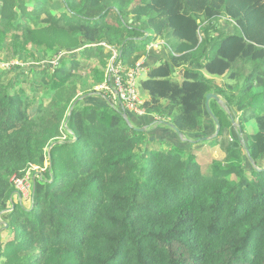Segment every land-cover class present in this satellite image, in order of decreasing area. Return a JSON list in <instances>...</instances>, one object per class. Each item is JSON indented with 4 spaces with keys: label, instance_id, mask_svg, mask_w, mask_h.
Wrapping results in <instances>:
<instances>
[{
    "label": "trees",
    "instance_id": "trees-1",
    "mask_svg": "<svg viewBox=\"0 0 264 264\" xmlns=\"http://www.w3.org/2000/svg\"><path fill=\"white\" fill-rule=\"evenodd\" d=\"M102 43L119 50L124 74L162 45L142 82L143 116L194 141L139 131L149 123L130 112L126 121L96 89L113 56ZM248 64L251 83L240 84ZM229 75L237 84L213 78ZM210 93L229 108L210 101L213 146L226 157L205 171L192 147L216 131ZM46 161L26 207L13 178ZM1 230L11 236L0 238V264H264V12L254 0H0Z\"/></svg>",
    "mask_w": 264,
    "mask_h": 264
},
{
    "label": "built area",
    "instance_id": "built-area-1",
    "mask_svg": "<svg viewBox=\"0 0 264 264\" xmlns=\"http://www.w3.org/2000/svg\"><path fill=\"white\" fill-rule=\"evenodd\" d=\"M102 45L111 50L113 52V56L107 70L108 80L96 89L112 95L111 98L113 103L118 104L122 110H126L136 116H143L145 113L142 105L144 104L145 99L139 95L137 83L139 76L146 72L143 60L139 61L134 68L124 74L122 72L121 62L116 61L119 56V50L116 47L107 45L106 43H102ZM159 46V43H152L149 48L153 49ZM47 167L48 162L46 161L42 170H45ZM31 177L28 174L26 177L21 179L16 177L13 178L14 184L18 189V193L23 200H30L31 194L33 193L31 181L36 176L34 175V177Z\"/></svg>",
    "mask_w": 264,
    "mask_h": 264
},
{
    "label": "rangeland",
    "instance_id": "rangeland-1",
    "mask_svg": "<svg viewBox=\"0 0 264 264\" xmlns=\"http://www.w3.org/2000/svg\"><path fill=\"white\" fill-rule=\"evenodd\" d=\"M254 2L257 4L258 8L264 12V0H254ZM237 45L236 47L237 48H241L243 46V43L242 42H239V40H237ZM136 44L138 46H141L142 45V42H136ZM160 45V44H159ZM162 45H160L159 47H155L153 48V50H155L156 52L159 50L158 48H160ZM149 50L151 48H148ZM14 63H17V61H15ZM162 61L158 62L157 64L158 65H161ZM246 70L244 71V69L242 70V76H241V82L240 84H250L251 82H247L246 80V83H244V79L248 77L249 73L251 72L252 73V68H251V65L248 64L246 65ZM207 75V74H206ZM208 77H211L210 75H207ZM147 78V74L144 72L141 76H139L138 80H137V83H138V92H139V95L143 98V99H146L148 100L149 99V94L146 90L143 89L142 87V82ZM213 78H216L217 81H220L218 84H223V83H228V84H233V83H236V81H233V79L229 76H221V77H213ZM170 79L178 84H182L183 81H184V78L182 77V75H179V72L177 73H174ZM255 83V82H254ZM118 106V104H116ZM119 107V106H118ZM229 109V108H228ZM236 122H238V119H235ZM245 131L248 133V135H251L253 133H255L257 131V124L255 121H250L248 123H245ZM236 134H238V132H236ZM228 134H225V136H227ZM230 139L232 140V138H235V136L233 134H230ZM213 137V136H212ZM222 141H224V139L222 138ZM226 142H229L228 139H226ZM202 143H207V145H204V146H201ZM217 141H216V138L213 137L212 140L210 141V139L208 141H203V142H200V146L201 147H196V146H193L192 147V150H193V154H195L196 158H197V161H199L203 166H204V169L205 171H207L209 169V166L210 164L212 163V161L214 159H217L218 157L216 156V158H212V155L213 153L211 152V148L213 149V145L216 144ZM219 160V159H218ZM49 164V163H48ZM32 170L30 171V173L32 174V172L35 173H40V171H44L42 170V168H40L39 165H32ZM29 174V173H28ZM32 174V175H34ZM24 205L26 207H29L31 205V201L30 200H24ZM11 236V233L10 232H3L2 230L0 231V238L3 240H8Z\"/></svg>",
    "mask_w": 264,
    "mask_h": 264
},
{
    "label": "crops",
    "instance_id": "crops-1",
    "mask_svg": "<svg viewBox=\"0 0 264 264\" xmlns=\"http://www.w3.org/2000/svg\"><path fill=\"white\" fill-rule=\"evenodd\" d=\"M227 27V26H226ZM159 50L156 52L152 48L149 50L148 57L143 60V64L145 68H148L151 65H156L161 58L166 56V52L162 50V47L158 48ZM106 97V96H105ZM133 118L136 119L138 122L142 123H149V129L151 132H153L154 135H156L158 138H164L165 140H176L177 136H175L174 132L170 128H157V125H154L157 121V117L154 116L153 118L150 116H136L134 114ZM235 132V130L233 129ZM236 133V132H235ZM233 134V132H231ZM207 145V143H202L201 146ZM200 145L198 147H201ZM184 147L189 148L187 144L184 145ZM214 148H211V152L213 153L212 158L223 160L226 157V152L222 149V147L218 144L216 146H213Z\"/></svg>",
    "mask_w": 264,
    "mask_h": 264
},
{
    "label": "water",
    "instance_id": "water-1",
    "mask_svg": "<svg viewBox=\"0 0 264 264\" xmlns=\"http://www.w3.org/2000/svg\"><path fill=\"white\" fill-rule=\"evenodd\" d=\"M183 72H184V70H181L180 72H179V74L180 75H183ZM90 94H86V95H84V96H82V97H80L78 100H80V99H84L85 97H87V96H89ZM211 99H216L222 106H224V108L226 109V110H229L228 109V106H227V104L222 100V98H220V96H218L217 94H215V93H210V94H208L207 95V98H206V107H207V110H208V113L210 114V116H211V118L214 120V122H215V124H216V131H215V133L213 134V135H211V136H204V137H201V138H199L198 140H197V142H203V141H208L209 139H211V138H213V137H215V136H217L218 134H219V132H220V129H221V125H220V122H219V119L215 116V114L212 112V110H211V108H210V101H211ZM111 105H113L112 103H111ZM72 110H73V107L71 108V112H72ZM70 112V113H71ZM123 115H124V117H125V119H126V121L129 123V124H131L132 125V123H131V120H130V118H129V115H128V112L126 111V110H123ZM162 124H165V125H167V126H169L171 129H173V130H175V132L179 135V137L181 138V140L182 141H194V140H190V139H188L187 137H185V135L173 124V123H171V122H162ZM234 125L235 126H239V124L235 121L234 122ZM139 131H150V129H149V126H143V127H140V128H137ZM241 128L239 127V130H240ZM213 136V137H212ZM156 139V136H154V135H152L151 136V140H155ZM54 144H56V143H54ZM53 144V145H54ZM247 153H248V156H249V159H250V161L251 162H253V159H252V157L250 156V154H249V151H248V148H247Z\"/></svg>",
    "mask_w": 264,
    "mask_h": 264
},
{
    "label": "clouds",
    "instance_id": "clouds-1",
    "mask_svg": "<svg viewBox=\"0 0 264 264\" xmlns=\"http://www.w3.org/2000/svg\"><path fill=\"white\" fill-rule=\"evenodd\" d=\"M161 47H162V46H161ZM99 86H100V85H99ZM97 87H98V86H97ZM113 105H116V104H114V103H113ZM48 165H49V164H48ZM38 174H39V173L37 172V173L35 174V176L37 177V176H38Z\"/></svg>",
    "mask_w": 264,
    "mask_h": 264
}]
</instances>
